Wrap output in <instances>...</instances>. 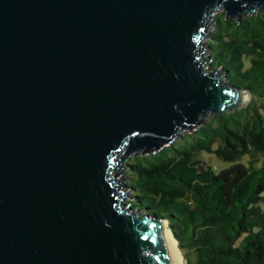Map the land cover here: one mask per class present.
I'll return each mask as SVG.
<instances>
[{
  "label": "water",
  "instance_id": "water-1",
  "mask_svg": "<svg viewBox=\"0 0 264 264\" xmlns=\"http://www.w3.org/2000/svg\"><path fill=\"white\" fill-rule=\"evenodd\" d=\"M221 9L264 0H0V264H171L121 165L244 106L203 47Z\"/></svg>",
  "mask_w": 264,
  "mask_h": 264
},
{
  "label": "trees",
  "instance_id": "trees-1",
  "mask_svg": "<svg viewBox=\"0 0 264 264\" xmlns=\"http://www.w3.org/2000/svg\"><path fill=\"white\" fill-rule=\"evenodd\" d=\"M214 24L207 41L211 67L251 100L211 115L195 130L192 146L166 158L156 160L162 152L132 154L127 203L167 219L191 254L189 264H264V9L241 21L223 10ZM197 151L229 165L216 170Z\"/></svg>",
  "mask_w": 264,
  "mask_h": 264
},
{
  "label": "rangeland",
  "instance_id": "rangeland-1",
  "mask_svg": "<svg viewBox=\"0 0 264 264\" xmlns=\"http://www.w3.org/2000/svg\"><path fill=\"white\" fill-rule=\"evenodd\" d=\"M223 10H224V9H221V10L217 11V12L213 15V18H212V20H211V22H210V24H209V30H208V33H207V35H206V38H205L204 41H203V47H204V48H209V47H208V43H207V41H208V37H209L211 31L215 28L214 18L216 17V14H217V13H219L220 11H223ZM209 52H210V50H208L207 56H208ZM210 68H211V65H210ZM250 100H251V96H250V94H249L248 99L243 100V105L245 106L246 104H248ZM242 107H243V106H242ZM211 115H213V113H209V114H207V115L204 117L203 121H204V122H207V120L210 118ZM198 127H199V126H198ZM198 127H197V128H198ZM197 128H196V129H197ZM196 129H194V130H192V131H181V133H179V134L176 136V138H175L171 143L165 145V146L162 147L160 150H158V151H156V152H152V153H150V154L157 153V152H160V153L162 152V154H160V155L157 157V159H156V160H160V159H163V158L168 157V155H172V154H173L176 150H178V149H182V148H185V147H188V146H192V145L195 143V137L197 136L196 133H195V130H196ZM186 133H191V135H193V137H192L193 139L187 141V139L183 136V134H186ZM163 151H165V152L163 153ZM196 156H197L198 158H201L202 160L206 161L208 164L214 166V168H215L216 170H220L221 168H224V167H226V166L229 165V163L222 161V160H221L219 157H217L215 154L207 153V152H205V151H197V152H196ZM130 158H131L130 156H127V157L123 160V163H122V165H121L122 167H125L121 172L124 173V174H123V178L126 177V178L123 180V183L126 185V188L128 187V186H127V182L130 181V177H129V175H127V174L129 173V171H127L126 162H128V160H129ZM248 159H249V156H246V157L244 158L245 161H248ZM130 192H131L130 190L127 192V196H126V198H125V200H124L125 202H127V200L130 198V196H131ZM165 221H166V223L168 224V228H169V230L171 231V227H170V225H169V221H168V220H165ZM171 232H172V231H171ZM172 234H173L174 238L177 240V243H178V245H179L181 251L183 252V254H184L185 258H186L187 264H189L188 259L190 258V255H191V254H188V250L185 249V248H183V247L180 245V242H179L178 238L175 236V234H174L173 232H172Z\"/></svg>",
  "mask_w": 264,
  "mask_h": 264
},
{
  "label": "bare ground",
  "instance_id": "bare-ground-1",
  "mask_svg": "<svg viewBox=\"0 0 264 264\" xmlns=\"http://www.w3.org/2000/svg\"><path fill=\"white\" fill-rule=\"evenodd\" d=\"M248 97L249 95L245 93L243 95V100L248 99ZM163 228L165 243L170 256L171 264H187L186 258L183 252L181 251L177 240L174 238L172 232L169 230L166 221L164 222Z\"/></svg>",
  "mask_w": 264,
  "mask_h": 264
}]
</instances>
